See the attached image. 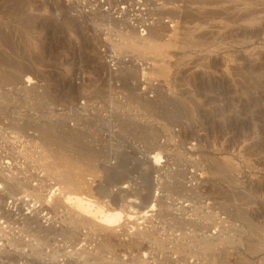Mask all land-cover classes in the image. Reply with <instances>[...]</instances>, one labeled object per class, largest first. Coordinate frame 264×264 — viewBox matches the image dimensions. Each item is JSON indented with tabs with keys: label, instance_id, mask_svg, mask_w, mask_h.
Returning <instances> with one entry per match:
<instances>
[{
	"label": "rangeland",
	"instance_id": "obj_1",
	"mask_svg": "<svg viewBox=\"0 0 264 264\" xmlns=\"http://www.w3.org/2000/svg\"><path fill=\"white\" fill-rule=\"evenodd\" d=\"M0 62V264H264V0H0Z\"/></svg>",
	"mask_w": 264,
	"mask_h": 264
},
{
	"label": "bare ground",
	"instance_id": "obj_2",
	"mask_svg": "<svg viewBox=\"0 0 264 264\" xmlns=\"http://www.w3.org/2000/svg\"><path fill=\"white\" fill-rule=\"evenodd\" d=\"M0 64H1V62H0ZM2 74V73H1ZM4 79V78H3ZM2 79V80H3ZM31 81V79L30 78H28V82H30ZM12 121V120H11ZM65 123V122H64ZM67 123V122H66ZM45 124V123H44ZM42 125V124H41ZM46 125V124H45ZM81 125V124H80ZM24 126V125H23ZM40 126V125H39ZM26 127V126H25ZM25 127H22V128H25ZM41 127V126H40ZM38 128V127H37ZM39 129V128H38ZM41 129V128H40ZM39 129V130H40ZM48 130H50V128L48 129ZM44 131V133H46V134H48L49 132H47L46 130H43ZM60 132V131H59ZM67 133H68V131H66ZM65 132V133H66ZM24 133V132H23ZM38 133V132H37ZM42 133V132H41ZM51 133H52V131H51ZM84 133V132H83ZM82 133V134H83ZM73 134V133H72ZM75 134V133H74ZM81 134V133H80ZM79 134V135H80ZM86 134V133H85ZM66 135V134H65ZM68 135V134H67ZM69 137L71 138H73V135L71 136V134H70V132H69ZM76 135H78V134H76ZM44 136H46V135H44ZM49 136V135H48ZM48 136H46V137H48ZM51 136V137H50ZM50 136H49V138H51V139H53V136L55 137V135H52V134H50ZM81 136H83V135H81ZM46 137H45V139H46ZM68 137V138H69ZM79 137V136H78ZM56 138V137H55ZM58 139H59V137H57ZM64 138H66V136L64 137ZM72 138H71V141H73L72 140ZM77 138V137H76ZM75 138V139H76ZM62 139L63 138H61V141H60V143L62 142ZM74 139V138H73ZM75 139H74V141H75ZM84 139V138H83ZM87 139V138H86ZM77 140V139H76ZM80 140H81V138L79 139V141H78V143L80 142ZM2 141H4V139L2 140ZM55 141H57V140H55ZM66 141H68L67 139H66ZM70 141V142H71ZM57 142H59V141H57ZM69 141H68V143L67 144H69L70 143ZM83 142V141H82ZM3 143H5V142H3ZM59 143V144H60ZM64 143V142H63ZM63 143H61V144H63ZM77 143V142H76ZM85 143V142H84ZM84 143H82L83 144V146H85L86 144H84ZM60 144V145H61ZM70 145V144H69ZM79 145H81V144H79ZM79 145H78V148H80V147H82V152H84V149L85 148H89V147H85L84 149H83V146H80L79 147ZM64 146V145H63ZM13 147V146H12ZM1 148V147H0ZM76 148H77V146H76ZM3 149V148H2ZM86 151H85V153L87 152V150H89L90 151V149H85ZM3 151H5L8 155H7V158H8V160H10V159H17V160H19L18 158H16V153H15V150L14 149H11L10 147H9V145H5V147H4V150ZM56 152H57V150H56ZM58 152H60V151H58ZM78 152V151H77ZM76 152V153H77ZM91 152H93V151H91ZM1 153V152H0ZM80 153V152H79ZM2 154V153H1ZM17 154H19V153H17ZM90 154V153H89ZM93 154V153H92ZM83 155H85V154H83ZM56 156V155H55ZM58 156V155H57ZM86 156V155H85ZM21 157V156H20ZM19 157V158H20ZM22 157H23V155H22ZM25 157V156H24ZM28 158V157H27ZM27 158H25V160H29V159H27ZM56 158V157H55ZM0 159H2V158H0ZM21 159H23V158H21ZM70 160H72V159H70ZM74 161H75V159H73ZM155 160H156V162H158V161H160L161 160V157L160 156H155ZM64 161V160H63ZM62 161V162H63ZM73 161V162H74ZM79 161V160H78ZM68 162H70V161H67V163ZM14 163V162H13ZM75 163V162H74ZM29 164H30V162H29ZM28 164V165H29ZM71 164H72V162H71ZM31 165V164H30ZM46 165V164H45ZM26 166V165H25ZM24 166V167H25ZM47 166V165H46ZM49 166H50V164H49ZM11 167V166H10ZM28 167V166H27ZM70 167V166H69ZM17 168V167H16ZM49 168V167H48ZM50 168H51V166H50ZM69 169V168H68ZM11 172V171H10ZM54 172V171H53ZM84 172V171H83ZM18 173V172H17ZM62 173V172H61ZM55 174V173H54ZM15 176V175H14ZM13 175L11 176V177H8L7 175H5L4 174V172L2 171V170H0V181L1 182H4V183H6V189H8L9 190V192L11 191V192H13L16 188H18L19 189V186L21 187V185L23 184H21V182L22 181H20L19 180V178H16V177H14ZM57 177V176H56ZM62 179H63V182L65 183V184H67V185H69L70 187H76V188H78V183H77V180L73 177V176H71V175H67V176H62ZM39 182V181H38ZM84 185V184H83ZM81 186V185H80ZM44 187V186H43ZM90 187V186H89ZM88 187V188H89ZM104 187H105V185L104 184H100L99 185V187H98V191H102L103 189H104ZM21 189V188H20ZM31 189V188H30ZM36 189V188H35ZM48 189V188H47ZM73 189V188H72ZM89 189H91V188H89ZM89 189H88V191H89ZM96 189V188H95ZM75 190H78V189H75ZM64 191V190H63ZM81 191V190H80ZM10 192V193H11ZM87 191H81V192H79V193H76V194H71V195H69V196H67V203L68 204H70L75 210H76V212H78V213H80V214H82V216H84L83 218V221L82 222H76V220L74 221H68L69 222V229H67L68 231H66V234H65V236L66 237H68L69 238V240L71 239V240H76L77 239V237L79 236L78 234V229L80 228L79 226H83L84 224H91V222H93L94 223V221H92L91 220V217L89 216V214H93L94 216L95 215H97L96 217H94L96 220H98V222H102L101 224H104L103 226H101V227H99V226H97L96 224H95V226L96 227H99V228H101L102 229V227H105V226H107V228H109V227H111L112 228V230H113V227H115L116 225H118L119 226V224L118 223H120V221L124 218V213H123V209H120L116 204H117V201H115V198H113V200H114V204L113 205H111V206H104L103 205V203L102 202H100L99 200H94V199H92L91 197H92V195H89L88 193H86ZM37 193V192H36ZM99 193V192H98ZM13 194V193H12ZM11 194V195H12ZM67 195V194H66ZM13 196H14V194H13ZM18 196V195H17ZM35 196V195H34ZM148 199V198H147ZM20 200V199H19ZM146 200V199H145ZM2 203V202H1ZM66 203V202H65ZM147 203H148V201H147ZM108 204V203H107ZM158 205V204H157ZM155 206H156V204L155 205H152V207L151 208H155ZM67 207V206H66ZM71 207V208H72ZM92 207H94V208H92ZM73 210V209H72ZM152 210V209H151ZM0 211H1V209H0ZM70 211V210H69ZM143 214H145V215H147L148 213H147V211L146 212H142ZM147 213V214H146ZM71 213H69V215H70ZM2 215V214H1ZM49 215V214H48ZM98 215H100V217L98 216ZM1 217V216H0ZM7 217V216H6ZM80 217H81V215H80ZM129 218H132L131 216H128ZM8 218V217H7ZM7 218H6V220H7ZM40 218V217H39ZM72 218H73V216H72ZM75 218V217H74ZM27 219V218H26ZM77 219H78V217H77ZM82 219V218H81ZM125 219V218H124ZM25 220V219H24ZM69 220V219H68ZM101 220V221H100ZM26 221V220H25ZM11 222V221H10ZM33 222H35L36 223V221H34L33 220ZM37 222H38V220H37ZM96 222V221H95ZM5 223H6V221H5ZM24 223V222H23ZM66 223V222H65ZM2 224H3V222H2ZM10 224V223H9ZM37 224V223H36ZM38 224H40V223H38ZM121 224H122V222H121ZM98 225H99V223H98ZM26 226V225H25ZM38 226V227H37ZM37 226H35L36 228H33L32 230H30L31 232H34V234H33V236H34V238H37V240L39 241V240H41V241H44V240H46L47 238H49V236L51 235V234H53L52 232H55V230H49V229H47V230H44L43 229V227H41V225L39 226V225H37ZM85 226V225H84ZM118 226H116V227H118ZM92 227V226H91ZM29 228H31L30 227V225H29ZM110 228V229H111ZM46 229V228H45ZM96 229V228H95ZM91 230H93V229H91ZM107 230V229H106ZM99 231V230H98ZM24 232H25V230H24ZM64 232V231H63ZM95 232V231H94ZM102 232V231H101ZM111 232H113V231H111ZM1 233H2V231H1ZM56 233V232H55ZM105 234V233H104ZM1 237V236H0ZM7 237V236H6ZM150 237V236H149ZM107 238H108V236H107ZM108 239H110V238H108ZM108 239H105V243H106V241L108 242L109 240ZM2 240V239H1ZM0 240V241H1ZM66 240V239H65ZM98 240V239H97ZM149 240V239H148ZM23 241V240H22ZM22 241H21V243H22ZM40 241V242H41ZM90 241V240H89ZM10 242V241H9ZM17 242V241H16ZM35 242V241H34ZM67 242V241H66ZM78 242V241H77ZM12 242H10V245H12L11 244ZM31 243V242H30ZM47 243H49V242H47ZM38 244V243H37ZM40 244V243H39ZM75 244V243H74ZM25 245V244H24ZM2 246V245H1ZM12 246H14V245H12ZM16 246H17V244H16ZM21 246V245H20ZM45 246V245H44ZM18 247V246H17ZM16 247V248H17ZM20 248V247H19ZM37 248V247H36ZM98 248V247H97ZM18 249V248H17ZM22 249V248H21ZM32 249H34V248H32ZM39 251V250H38ZM51 251V250H50ZM58 251V250H57ZM20 252V251H19ZM40 252V251H39ZM38 252V253H39ZM72 252V251H71ZM1 254H2V252H1ZM14 254V253H13ZM10 259H12V258H10ZM78 261V260H77ZM69 262V261H68ZM74 262V261H73ZM172 262V261H171Z\"/></svg>",
	"mask_w": 264,
	"mask_h": 264
}]
</instances>
